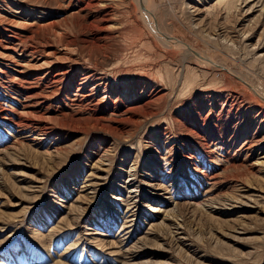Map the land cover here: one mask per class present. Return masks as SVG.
<instances>
[{
	"label": "rangeland",
	"instance_id": "rangeland-1",
	"mask_svg": "<svg viewBox=\"0 0 264 264\" xmlns=\"http://www.w3.org/2000/svg\"><path fill=\"white\" fill-rule=\"evenodd\" d=\"M214 1L0 0V264H264V0Z\"/></svg>",
	"mask_w": 264,
	"mask_h": 264
},
{
	"label": "bare ground",
	"instance_id": "bare-ground-1",
	"mask_svg": "<svg viewBox=\"0 0 264 264\" xmlns=\"http://www.w3.org/2000/svg\"><path fill=\"white\" fill-rule=\"evenodd\" d=\"M92 1V0H91ZM222 2H224V3H229L230 4V6L231 5H233L234 6V4H235V1H238V0H221ZM242 3H241V7H243V6H248V10L249 11H251V10H253L254 8H256V7H258L259 6V1L260 0H240ZM90 1H88L87 3H89ZM220 2V0H215L212 4H217V3H219ZM90 4H91V2H90ZM88 5V4H87ZM232 6V7H233ZM196 8V7H195ZM197 8H199V7H197ZM231 7H228V9H230ZM200 9H202V8H200ZM194 11H196V12H198V9H196V10H194ZM202 11V10H201ZM195 14H197V13H195L194 12V15ZM35 15V14H34ZM194 19V18H193ZM148 23L150 24V26L160 35V37L161 38H163L164 39V42L165 43H167V45L169 44V43H176V44H179V45H183V47H185L186 49H188L190 52H192L194 55H196L198 58H200V59H202L203 61H205V62H208V63H211V64H215L212 60H210V59H208V58H206V57H204V56H202L201 54H199L198 52H196L195 50H193V49H191L186 43H184V42H182V41H180V40H178V39H174V38H172V37H170V36H168V35H166L161 29H160V27L158 26V25H156L153 21H150V20H148ZM161 42H163V41H161ZM169 42V43H168ZM259 56H261V55H259ZM217 65V64H216ZM245 83H247V82H245ZM247 85H248V83H247ZM251 89L253 90V91H255L256 92V89H254V87H251ZM253 141V140H252ZM254 142V141H253ZM255 142L257 143V144H255L256 146L257 145H262V143L264 142V137L262 138V139H260V140H255ZM260 147V146H259ZM263 161V160H262ZM260 162V161H259ZM264 163V162H263ZM128 181V184H130L129 186H135L136 187V184H135V181H134V178L132 177H129V179L127 180ZM130 188H132V187H130ZM134 188V187H133ZM136 191H137V189H132L130 192L131 193H133V196L135 197V196H137V195H135V193H136ZM135 199V198H134ZM137 200L135 199L134 200V202H136ZM135 206H136V204H135ZM155 209H157V208H155Z\"/></svg>",
	"mask_w": 264,
	"mask_h": 264
}]
</instances>
